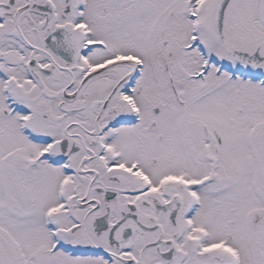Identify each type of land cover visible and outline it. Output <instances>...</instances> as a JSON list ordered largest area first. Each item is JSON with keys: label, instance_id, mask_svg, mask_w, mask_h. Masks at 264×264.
Listing matches in <instances>:
<instances>
[{"label": "snow or ice", "instance_id": "1", "mask_svg": "<svg viewBox=\"0 0 264 264\" xmlns=\"http://www.w3.org/2000/svg\"><path fill=\"white\" fill-rule=\"evenodd\" d=\"M0 264H264V0H0Z\"/></svg>", "mask_w": 264, "mask_h": 264}]
</instances>
